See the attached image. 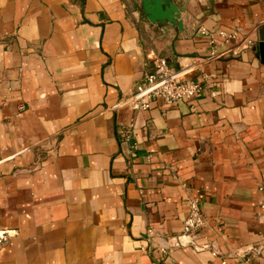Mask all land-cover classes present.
Here are the masks:
<instances>
[{
  "label": "crops",
  "instance_id": "obj_1",
  "mask_svg": "<svg viewBox=\"0 0 264 264\" xmlns=\"http://www.w3.org/2000/svg\"><path fill=\"white\" fill-rule=\"evenodd\" d=\"M176 1L179 33L143 0H0V264H264V0ZM202 28L237 33L188 75L217 97L117 107L155 56L208 59Z\"/></svg>",
  "mask_w": 264,
  "mask_h": 264
},
{
  "label": "built area",
  "instance_id": "obj_2",
  "mask_svg": "<svg viewBox=\"0 0 264 264\" xmlns=\"http://www.w3.org/2000/svg\"><path fill=\"white\" fill-rule=\"evenodd\" d=\"M201 33L209 38V44L212 48L211 56L208 59L204 60L195 57L196 62L192 64L193 66H181L177 69L172 67L167 59L155 56L152 58V67L146 73L143 81L137 84L133 92L122 100L117 107H125L133 111H146L157 100L167 105H175L180 101L189 102L206 92L211 97H217L218 91L215 88L217 86V79L214 75L203 71L200 72L196 79L188 78V75L190 72L199 70L203 62L223 56L216 51L218 37L223 38L225 43H230L237 39V33L212 32L206 28H202ZM233 53L237 55L236 51ZM124 137L126 140H129L132 135L129 131H126ZM132 149L136 150L137 144H133ZM203 201L204 195L200 191H197L194 196L187 197L188 215L184 221L183 231L180 235L172 238L177 241L176 246L186 247L194 245V235L205 222L202 213ZM160 251L163 254H167L170 249L161 248ZM213 254L217 255L215 252Z\"/></svg>",
  "mask_w": 264,
  "mask_h": 264
},
{
  "label": "water",
  "instance_id": "obj_3",
  "mask_svg": "<svg viewBox=\"0 0 264 264\" xmlns=\"http://www.w3.org/2000/svg\"><path fill=\"white\" fill-rule=\"evenodd\" d=\"M143 12L146 18L154 25L164 29H174L179 33L184 29L181 19L185 7L176 0H143ZM261 60L264 63V43L259 44ZM177 241L173 239L175 245Z\"/></svg>",
  "mask_w": 264,
  "mask_h": 264
}]
</instances>
